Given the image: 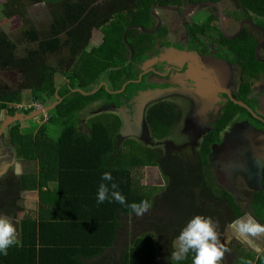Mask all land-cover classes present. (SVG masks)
<instances>
[{
  "label": "trees",
  "instance_id": "1",
  "mask_svg": "<svg viewBox=\"0 0 264 264\" xmlns=\"http://www.w3.org/2000/svg\"><path fill=\"white\" fill-rule=\"evenodd\" d=\"M208 1L219 0H5L0 4V17L20 24L16 40L0 27V72L16 70L22 76V89L34 100L50 105L52 99L55 106L47 122L62 125L52 130L48 123L42 124L36 133L31 130L24 134L22 122L16 121L9 129L23 169L22 174L0 183V211L17 223L20 244L9 248L7 256L0 254V264H192L193 253L178 262L170 257L173 241L186 223L194 215L208 216L205 208L195 206L198 192L204 194L207 203L222 207L225 215L230 211L237 217L243 215L233 196L207 170L212 168V146L221 142L223 131L238 114L259 123L245 107L231 101L202 141L194 163L186 164L163 158L160 150L132 139L118 146L123 127L119 115L100 113L83 127L78 126L76 114L99 101L128 112L143 91L158 88L160 85L147 84L148 74L140 77L143 71L138 69L167 34L164 26L156 28L152 7ZM238 1L245 18L254 22L258 32L264 31V0ZM41 2L47 4L50 18L30 24L23 9ZM203 12L195 15L192 26L187 25L189 32L196 39L204 36L215 40L224 48L217 56L226 58V53L241 68L240 101L251 106L254 100L246 98L264 75V61L258 55L264 52V43L260 50V43L247 27L234 39L224 37L211 12L205 11L207 20L202 23L198 14ZM234 17L240 20L244 16L234 13ZM95 31L102 38L92 45ZM193 40L190 47L195 44ZM59 73L65 78L62 82L56 80ZM4 108L0 103V113ZM179 114L171 102L150 107L146 123L152 139L147 143L170 137ZM55 133L56 137L52 136ZM145 168L160 169L166 186L142 185ZM104 172H111L128 204L145 199L152 203L146 216H136L115 201L97 204ZM23 193L37 194L36 210L24 209ZM157 200L162 211L175 216V221L154 216ZM251 208L264 224V189L253 194ZM21 214L24 216L19 219ZM125 236L128 238L122 242ZM159 245L164 249L159 250ZM227 256L226 264H240L241 259L255 262L249 255L238 259L236 254ZM255 264H264V260Z\"/></svg>",
  "mask_w": 264,
  "mask_h": 264
},
{
  "label": "rangeland",
  "instance_id": "2",
  "mask_svg": "<svg viewBox=\"0 0 264 264\" xmlns=\"http://www.w3.org/2000/svg\"><path fill=\"white\" fill-rule=\"evenodd\" d=\"M5 0H0V4L3 3ZM102 2V0H98ZM117 1L121 2L122 0H111L112 3H116ZM204 11L203 13H199L198 18L203 21L207 20L206 12H211L216 18V26L220 28L225 34L230 37H235L238 35L242 23L238 22V19L234 17V13L238 16H245L244 7L239 3L238 0H219L216 2L208 1V2H200L196 4H178V5H154L152 7V14L154 17V24L156 28H160L164 26L167 29V34L157 41V48L160 49L159 52L152 53L153 56L150 60L143 62L142 64L138 65V68L143 69L144 71H152L156 70L160 72L162 75L153 74L149 75L146 79L147 84L161 83L166 79L167 76L166 72L171 65L176 64L174 67L180 69L184 62H186L189 56L185 55V51L177 49L176 47H168L163 44V41L170 42L171 45L175 43H181V45L187 46L189 42V34L188 28L186 27L191 26L193 24V20L195 15L200 12ZM25 18L29 21L30 24L37 25L42 22H46L49 18V10L48 6L45 2L35 3L28 5L23 9ZM244 18V17H243ZM244 29L247 27L250 30L252 36H256V40L258 42L263 41V35L258 32V29L255 27L253 21H245L243 22ZM0 27L10 36L12 40H16L20 31V24L19 22H15L13 20L3 19L0 17ZM131 29H134L131 28ZM143 31V29H139ZM101 33L99 31H95L93 33V44L97 45L101 41ZM202 38V37H201ZM210 43V42H209ZM214 44L210 43L212 47ZM211 49V48H210ZM215 53H217V49L212 50L213 56L210 59L211 67L214 66L216 63H221L217 61L215 58ZM177 55V56H176ZM262 61H264V52L258 54ZM173 56L178 57L177 60H172ZM198 58V57H197ZM163 60L164 63L160 65L159 60ZM169 61V62H167ZM223 65V64H222ZM221 70L219 73L225 76L234 77L233 81L236 86L239 84V78L241 76V70L238 65H232L227 63L225 66L220 67ZM183 69V68H182ZM186 69H188L186 67ZM196 72L199 69L193 68ZM219 71V70H218ZM216 71V74L218 73ZM155 75V76H154ZM177 76V74H176ZM183 75H179L182 77ZM175 78V77H173ZM200 78V77H199ZM57 82H62L65 80L62 73L57 74L56 77ZM197 82V80H195ZM0 88L4 92L5 101L0 102L5 104V108L0 113V124L3 123V120L9 114L8 109H13L15 112L21 111L23 114L24 112H29L26 116H31L29 119H25L21 121V128L20 130L22 133L26 134L34 130L33 132L36 133L37 129L42 124H47L48 118L51 115L52 106L54 105V101L51 99L48 105L47 103H42L37 100H34L29 91L22 89V76L18 74L16 70H9V71H2L0 72ZM95 89V88H94ZM92 90L91 93H93ZM264 89V75H261L259 79L254 84V91L250 97H253L257 91ZM174 93L168 94L166 96L167 100H162L161 93L158 94L156 90H146L143 91V94L140 96L138 102L133 106L132 110L128 112H124L121 109L116 108L112 104H104V102L99 101L88 105L86 108H83L79 111H76L78 126L86 127L88 121L95 115L100 113H112L115 115H119L122 118L123 127L120 132L118 140V146L122 145V143L126 140L132 139L137 141L140 145L150 146L152 150H160L162 152L163 158L167 159H177V161H181L184 164L186 163H194L193 161L196 159V154L200 145L203 141L204 136L207 132L212 129L211 123L210 125L204 126L203 129L195 125L190 126V134L185 133V123L187 122L186 115V107L191 104H195L196 102L191 98L182 95L180 100H174ZM176 97V96H175ZM208 97V96H207ZM173 98V99H172ZM143 99V100H142ZM201 99L200 103L198 104L202 109L208 108H216V104L214 101L209 102L208 99L203 100ZM216 101V100H215ZM160 102H171L174 104L175 108L179 111V121L174 129L173 134L164 139V140H151L150 145L149 140L152 139L151 132L149 127L146 123V114L150 107L153 105L160 103ZM211 103V105H210ZM195 107V106H194ZM198 106L195 107L194 110L198 111ZM14 112V113H15ZM214 112V111H211ZM218 110H216V116ZM4 116V117H3ZM14 125V124H13ZM12 126L9 125L4 132L8 131V128ZM48 126L53 130L56 128H62V125L59 126L57 124L48 123ZM57 133V132H56ZM52 134V136H55ZM229 133V132H228ZM7 132L3 134L2 141L0 145L2 148L11 149L8 152L0 151V183H4L6 179H9L13 176H18L16 174V165L19 164L21 166V173L23 169V163L21 157L17 155L18 148L13 147L11 142L8 141V135L6 136ZM58 134V133H57ZM226 134H222V138H225ZM56 137V136H55ZM246 140V139H242ZM148 142V143H147ZM147 143V144H146ZM19 159V160H18ZM215 163V161H214ZM231 166V165H230ZM233 167L224 170L223 173L216 174V181L218 182L219 186L231 194L235 199V203L239 205V208L243 215L245 213L250 214L251 216L255 217V219L263 224L255 215L251 208V203L253 201V194L261 193L264 189L263 186V176L258 180V184H254L251 179L249 181L248 174L244 170V167L240 162L238 164H232ZM26 167V165H25ZM224 169V168H223ZM212 168H208L207 172L212 175ZM142 185L149 186V187H164L166 186V180L163 177L162 171L158 168H145L142 171ZM162 190L157 192V196H160ZM198 200L195 201L196 208L206 209L209 213L208 216L212 217L214 221L219 222V232L221 233V241L225 244V246L230 249L229 252L225 254L224 260L222 263L226 264L229 261L228 254H236L237 259L241 256V254L249 255V257L255 259L254 264L257 262V259L264 260V251L258 252L255 248L250 246L249 244L237 240L233 237H230L226 231V225L233 221L234 219L238 218L235 216L231 211L229 214H224V209L216 204L207 203L204 194L198 192ZM22 199V206L26 210H36L37 209V194L36 193H23L20 195ZM158 206L154 210L153 214L155 217L160 218L165 216L168 221H175V216L170 217L168 214L162 211L160 204L161 202L157 200ZM23 214V213H22ZM21 214L22 218L24 215ZM152 214V213H151ZM146 216V214H144ZM142 217V216H140ZM144 219L140 218V220ZM15 225L17 224L14 222ZM133 230V229H132ZM18 233V232H17ZM256 244L259 245L260 249L264 250V238L257 239ZM163 245V244H162ZM239 246V247H237ZM164 249L161 245H159V250Z\"/></svg>",
  "mask_w": 264,
  "mask_h": 264
},
{
  "label": "flooded vegetation",
  "instance_id": "3",
  "mask_svg": "<svg viewBox=\"0 0 264 264\" xmlns=\"http://www.w3.org/2000/svg\"><path fill=\"white\" fill-rule=\"evenodd\" d=\"M239 21L242 23V26L238 35L244 29L243 22L245 21L250 22L251 20L250 19L248 20V18H245L244 16V18L242 17ZM220 31L224 37L229 39H234L238 36L236 35L235 37L232 38L227 34H225L222 30ZM188 34L190 38L187 46L181 45V43H175L171 45L170 42H168L170 45L169 46L167 45L168 47H176L177 49L185 51L184 52L185 55L189 56V58L186 57L187 60L186 62L183 63L180 69L174 67L176 64L171 65V67L168 68V71L166 72L167 76H165L166 79L170 78L171 76L175 78L172 77L169 80L163 81L161 83L162 85H160L156 89H149L151 91L156 90L158 94L161 93V98H163L162 100L165 99L167 100L166 96L168 94L174 93L176 96V97L174 96V100H180L183 95L186 96V98L191 97L196 102L195 104L193 103L186 107L187 112L185 116L187 117V122H188V124L185 123L186 134L188 133L190 134L191 125H195L200 129H203L204 126L214 123L212 125V129H213V126L218 121L222 113L226 111L231 101L236 100L238 102L247 105L245 101L244 102L240 101L241 98L239 95L241 89V76L239 78V84L238 86H236L233 81L234 77L232 78L229 76L224 77V75L219 73L221 70L220 67L225 66L227 63L235 65L229 59L226 53H223L226 58L218 57L217 53H215L214 55L215 58H217V61H220L221 63H216L214 64L213 67H211V64L209 63L210 62L209 58L213 56L212 50L217 49V52L220 51L224 52L223 51L224 48L220 47L219 44L215 42V40L208 39L207 37L204 36H199V39H196L195 36L189 32V29H188ZM260 34L261 35L264 34L263 29H261ZM193 38H194L193 43L195 44L190 47L191 40ZM209 42L213 43L214 45L211 47ZM259 43H260L259 48L261 50L262 43H264V39L262 42ZM157 44L158 43L155 44L154 50L147 54L148 58L146 61L151 59V57L153 56L152 53L155 52L160 53L161 50L157 48ZM162 45L165 44L163 43ZM177 45L182 48H179ZM262 52L263 51H261L260 53ZM176 56H173L171 59L177 60L178 57ZM231 58L233 59L234 57L231 56ZM159 63L161 65L164 62L161 59L159 60ZM186 67L188 69H186ZM193 68L199 69L198 72L193 70ZM140 70L143 71V73L140 74V77H142L143 74H148V76L153 74H158V75L163 74L153 69L152 71L149 72L144 71L141 68ZM216 71H218L217 74ZM181 74L183 76L179 77V75ZM195 80H197V82H195ZM153 84L159 85L158 83L155 82ZM253 91H254V85L252 86V90L246 98L247 101L251 99L254 101L252 102L251 106L247 105L246 109H248V111L253 115L254 119L259 121V123L252 122L248 117H246V115L239 116L238 114L237 117L234 118L229 124V126L223 131V133L226 134L225 138H222L221 135V142L219 144H215L212 146V152L209 157V162L213 170L212 172L216 176V174H218L217 172L223 173L224 170L233 167L232 164H238V162L241 161L244 170L248 174L249 181L251 179V181L256 185L258 184V180H260L262 174L264 173V89L257 91L253 97H250ZM202 98H204L203 100L208 99L209 102L214 101V103L216 104V108L202 109L198 105ZM194 106L199 107L198 111L194 110L195 109ZM216 110H218L217 116H216ZM17 113H22V112L19 111L12 114H8L7 117L3 120V123L0 124V140H2V136L6 132H7L6 136L8 135L7 138L8 141L9 139H11V131L9 129L10 127H13L15 123L12 122L7 124L6 121L9 116L13 117ZM1 119L2 118H0V120ZM9 125L12 126L8 128V131L4 132ZM212 129H210L207 132V134ZM207 134L204 136V138L207 136ZM242 139H246V140H242ZM1 142L2 141H0V143ZM9 142H11V144L13 145L12 139ZM9 150L11 149L8 148L3 149L2 145H0V151L8 152ZM215 169L217 172L215 171Z\"/></svg>",
  "mask_w": 264,
  "mask_h": 264
},
{
  "label": "clouds",
  "instance_id": "4",
  "mask_svg": "<svg viewBox=\"0 0 264 264\" xmlns=\"http://www.w3.org/2000/svg\"><path fill=\"white\" fill-rule=\"evenodd\" d=\"M13 147H16L14 143ZM15 170L19 175L21 166L17 164ZM101 181L97 189V204L115 201L127 206L136 216H143L152 208V203L147 199L128 204L126 197L119 190V185L114 182L111 172H104ZM218 229L219 222L214 221L212 217L194 215L173 241L170 259L173 262L182 261L188 257L189 253H193L192 264H222L225 254L230 249L221 241ZM226 231L230 237L249 244L258 252L264 251L255 242L257 239L264 238V224L259 223L250 214L245 213L228 223ZM19 244L17 228L12 217L0 211V254L7 256L9 248ZM240 264H252V261L241 259Z\"/></svg>",
  "mask_w": 264,
  "mask_h": 264
},
{
  "label": "water",
  "instance_id": "5",
  "mask_svg": "<svg viewBox=\"0 0 264 264\" xmlns=\"http://www.w3.org/2000/svg\"><path fill=\"white\" fill-rule=\"evenodd\" d=\"M235 101V103H238V104H240L241 106H243V107H245V108H247V105H245L244 103H241V102H238V101H236V100H234ZM57 104V103H56ZM55 106V104L52 106V108ZM31 116H34V114L33 115H31ZM31 116H26V115H24V114H16L15 116H9L8 118H7V121H6V123L8 124V123H12V122H16V121H24L25 119H29ZM5 122V121H4Z\"/></svg>",
  "mask_w": 264,
  "mask_h": 264
},
{
  "label": "crops",
  "instance_id": "6",
  "mask_svg": "<svg viewBox=\"0 0 264 264\" xmlns=\"http://www.w3.org/2000/svg\"><path fill=\"white\" fill-rule=\"evenodd\" d=\"M238 22H240L239 20H238ZM37 204H38V202H37ZM128 237L127 236H125L123 239H122V242H125L126 240L125 239H127ZM237 247H239V246H237ZM242 255V254H241ZM259 259V258H258ZM257 259V260H258ZM224 260V259H223ZM222 264H224V263H222Z\"/></svg>",
  "mask_w": 264,
  "mask_h": 264
}]
</instances>
